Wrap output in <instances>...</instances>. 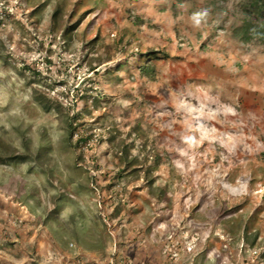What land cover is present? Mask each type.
Masks as SVG:
<instances>
[{
    "label": "rangeland",
    "instance_id": "obj_1",
    "mask_svg": "<svg viewBox=\"0 0 264 264\" xmlns=\"http://www.w3.org/2000/svg\"><path fill=\"white\" fill-rule=\"evenodd\" d=\"M245 2L0 0V264H264Z\"/></svg>",
    "mask_w": 264,
    "mask_h": 264
},
{
    "label": "trees",
    "instance_id": "obj_2",
    "mask_svg": "<svg viewBox=\"0 0 264 264\" xmlns=\"http://www.w3.org/2000/svg\"><path fill=\"white\" fill-rule=\"evenodd\" d=\"M245 9L252 16V19L245 25L237 27L234 29V37L240 39V41L248 43L252 39L256 38L259 42L264 43V0H246ZM58 14V11L55 12L54 16ZM54 18V17H53ZM77 22L74 25H67L64 29L65 34H70L72 29L78 25ZM222 28V27H221ZM138 58L141 60L142 64L140 65V77L143 79H150L156 75V63L159 61L161 56L165 58L170 57L168 52L161 50H149L147 53L137 54ZM98 68L94 67L92 72L96 71L98 73ZM87 80V79H86ZM92 79L85 81L84 85L89 83ZM88 90V89H87ZM46 107V106H45ZM48 109V107H46ZM77 128H72L70 132L71 140L74 138V132ZM81 139V138H80ZM84 141V139H81ZM80 140V141H81ZM80 141L77 143L79 145ZM23 162V158L18 155H0V164L8 166L11 163Z\"/></svg>",
    "mask_w": 264,
    "mask_h": 264
}]
</instances>
